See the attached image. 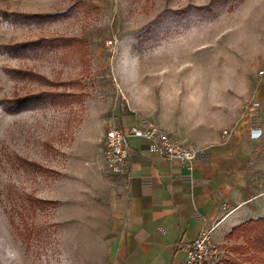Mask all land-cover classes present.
Segmentation results:
<instances>
[{"label": "rangeland", "instance_id": "374dc122", "mask_svg": "<svg viewBox=\"0 0 264 264\" xmlns=\"http://www.w3.org/2000/svg\"><path fill=\"white\" fill-rule=\"evenodd\" d=\"M0 10L10 13L0 44L79 39L0 54V264H112L117 175L104 162L106 133L129 108L148 116L162 106L167 84L191 110L252 112L264 141V0H0ZM42 91L73 95L2 103ZM256 175L249 219L264 217V169ZM230 233L213 238L218 264H264L253 238Z\"/></svg>", "mask_w": 264, "mask_h": 264}, {"label": "crops", "instance_id": "0c3cea01", "mask_svg": "<svg viewBox=\"0 0 264 264\" xmlns=\"http://www.w3.org/2000/svg\"><path fill=\"white\" fill-rule=\"evenodd\" d=\"M159 94L162 106L148 116L125 110L121 127L159 125L199 150L198 157L190 168L165 159L155 143L131 138L129 176H116L114 186L112 264H183L184 243L207 230L225 241L252 218L256 174L264 169L262 136H250L257 115H239L236 107L224 118L221 109L191 110L178 84H167Z\"/></svg>", "mask_w": 264, "mask_h": 264}, {"label": "built area", "instance_id": "2783aa9c", "mask_svg": "<svg viewBox=\"0 0 264 264\" xmlns=\"http://www.w3.org/2000/svg\"><path fill=\"white\" fill-rule=\"evenodd\" d=\"M252 108L256 111L262 109L261 102H252ZM262 134L261 128H251L250 136L253 139L260 138ZM131 138H142L155 143L165 159L186 162L190 168H193L198 157L199 150L183 143L159 125L147 123L127 129L114 125L107 131L104 145V162L108 171L114 175L129 176ZM211 231H203L195 240L184 243L186 256L183 264H218L222 260L224 251L213 239Z\"/></svg>", "mask_w": 264, "mask_h": 264}, {"label": "trees", "instance_id": "16d2710c", "mask_svg": "<svg viewBox=\"0 0 264 264\" xmlns=\"http://www.w3.org/2000/svg\"><path fill=\"white\" fill-rule=\"evenodd\" d=\"M216 1V0H213ZM206 7H202L201 9H205ZM16 17H24L26 19H34L35 21H43V20H53L55 19L58 14L57 13H33V14H22V13H13ZM10 13L7 11L0 10V17L1 18H9ZM79 41L76 37H47V38H38L37 40H33L27 43H16V44H0V54L12 52L16 49L23 48L27 46L31 47H53L58 44H68L70 42ZM30 74L32 72H29ZM32 75V74H31ZM37 77H40L38 74H34ZM73 94L70 92H49V91H42L38 93H29L22 97H16L11 99H5L2 103L5 107H8L10 110H19L20 108L24 107L27 104H34V103H45L48 102L50 99L52 101H67ZM31 165L35 167H42L40 164L28 161ZM54 203V201H49ZM231 237H249L253 238L252 241V248L258 252H261L262 255L264 254V217H260L257 219H249L247 222L238 225L235 227L232 232L230 233ZM238 250L242 249V247L238 246ZM249 257H244L242 260L238 259H230L225 261L223 264H245V261L249 260Z\"/></svg>", "mask_w": 264, "mask_h": 264}]
</instances>
